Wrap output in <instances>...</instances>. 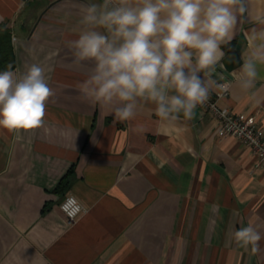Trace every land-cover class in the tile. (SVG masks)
Masks as SVG:
<instances>
[{"label": "crops", "instance_id": "1", "mask_svg": "<svg viewBox=\"0 0 264 264\" xmlns=\"http://www.w3.org/2000/svg\"><path fill=\"white\" fill-rule=\"evenodd\" d=\"M91 2L0 0L13 70L40 63L53 90L42 127L19 139L0 128V264H264V238L253 255L233 236L250 223L264 234V164L248 145L199 105L171 125L151 104L120 121L79 91L91 65L69 42ZM246 3L217 71L232 84L223 104L264 133V80L242 91L233 75L264 15V0ZM68 194L85 207L74 222L60 208Z\"/></svg>", "mask_w": 264, "mask_h": 264}, {"label": "clouds", "instance_id": "2", "mask_svg": "<svg viewBox=\"0 0 264 264\" xmlns=\"http://www.w3.org/2000/svg\"><path fill=\"white\" fill-rule=\"evenodd\" d=\"M80 11L82 29L69 47L75 63L91 67L78 89L86 100L111 107L120 121L132 119L144 104L154 105L166 124L181 115L190 120L214 89L232 86L217 83L224 79L217 68L224 69L221 45L233 39L246 0H99ZM253 19L261 27L249 31L242 67L233 73L242 91L264 80V15ZM46 73L40 63L19 73L12 65L0 71V128L19 139L43 126L53 96ZM233 236L253 255L264 238L251 223Z\"/></svg>", "mask_w": 264, "mask_h": 264}, {"label": "built area", "instance_id": "3", "mask_svg": "<svg viewBox=\"0 0 264 264\" xmlns=\"http://www.w3.org/2000/svg\"><path fill=\"white\" fill-rule=\"evenodd\" d=\"M223 76L224 79H218L217 83L231 82L225 74ZM230 92L231 87H228L227 90L216 88L211 92L208 101L199 106L214 116L217 127L223 135L240 139L251 148L259 163L264 164V133L260 130L256 117H241L229 106L223 104ZM60 208L70 222H74L85 211L84 205L73 194L65 196Z\"/></svg>", "mask_w": 264, "mask_h": 264}, {"label": "trees", "instance_id": "4", "mask_svg": "<svg viewBox=\"0 0 264 264\" xmlns=\"http://www.w3.org/2000/svg\"><path fill=\"white\" fill-rule=\"evenodd\" d=\"M8 36V31L3 28L2 32H0V67L2 71L8 65H12V68L15 66L11 37Z\"/></svg>", "mask_w": 264, "mask_h": 264}]
</instances>
